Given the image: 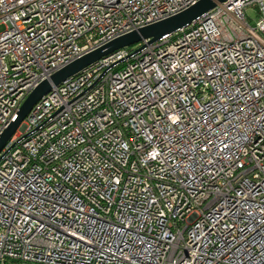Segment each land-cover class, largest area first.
Segmentation results:
<instances>
[{"label":"built area","instance_id":"obj_1","mask_svg":"<svg viewBox=\"0 0 264 264\" xmlns=\"http://www.w3.org/2000/svg\"><path fill=\"white\" fill-rule=\"evenodd\" d=\"M197 1L0 0V133L54 72ZM0 264H264V0L37 101L0 150Z\"/></svg>","mask_w":264,"mask_h":264},{"label":"water","instance_id":"obj_2","mask_svg":"<svg viewBox=\"0 0 264 264\" xmlns=\"http://www.w3.org/2000/svg\"><path fill=\"white\" fill-rule=\"evenodd\" d=\"M226 1L227 0H198L190 7L174 15L121 35L60 68L54 72L49 79L38 84L25 98L9 125L0 133V150L12 136L20 123L29 114L35 103L46 95L53 86L59 85L69 77H72L93 65L98 60L107 57L124 47L132 46L145 39H148L150 42L157 41L162 36L175 32L176 30L190 24L218 4Z\"/></svg>","mask_w":264,"mask_h":264},{"label":"rangeland","instance_id":"obj_3","mask_svg":"<svg viewBox=\"0 0 264 264\" xmlns=\"http://www.w3.org/2000/svg\"><path fill=\"white\" fill-rule=\"evenodd\" d=\"M246 15L248 16L250 24H254L256 20H258V14L256 13V10L253 8H248L246 10ZM0 29H2V27L0 26Z\"/></svg>","mask_w":264,"mask_h":264}]
</instances>
